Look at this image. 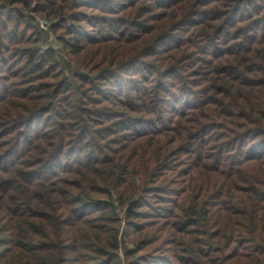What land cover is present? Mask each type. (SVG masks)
<instances>
[{"label":"trees","instance_id":"16d2710c","mask_svg":"<svg viewBox=\"0 0 264 264\" xmlns=\"http://www.w3.org/2000/svg\"><path fill=\"white\" fill-rule=\"evenodd\" d=\"M36 1L0 0V264H264V0Z\"/></svg>","mask_w":264,"mask_h":264},{"label":"rangeland","instance_id":"374dc122","mask_svg":"<svg viewBox=\"0 0 264 264\" xmlns=\"http://www.w3.org/2000/svg\"><path fill=\"white\" fill-rule=\"evenodd\" d=\"M88 2H91L90 0H87ZM122 0H104L103 2L102 1H98V0H95L93 3L96 4V2L98 4H106V5H111V8H115L117 6V4L119 2H121ZM36 0H31V8H34L36 6ZM31 15V14H30ZM43 19H46V20H49L50 21V27L47 29V30H43L42 29V33H41V41H40V48H52L53 50H55L56 52L62 55H64V50H63V47L61 46V42H59L58 39H60V34L61 32L59 31H54L52 29V26L55 24V19H49V18H45V16L43 15H40V14H37V13H32V15L30 16V19L28 20V23L33 26V27H37L39 30L41 29L40 27V21L43 20ZM67 24H69V26H71V22H68L67 21ZM71 70H74V66H71ZM69 75V72L67 73ZM66 74V75H67ZM115 207H116V214L117 216L115 215H112L113 218L115 219V221L117 220L118 221V225H119V228H120V231H119V240H123V237H122V233H123V230L125 228V222H124V219H123V211H120L117 207V205L115 204ZM115 214V213H114ZM103 226L104 224L107 225V226H115V223L113 222H104L103 221ZM132 244L129 243L128 246H131ZM121 248H123L121 246ZM174 262L173 259H171L168 263H165V262H159V263H155L154 264H172Z\"/></svg>","mask_w":264,"mask_h":264},{"label":"built area","instance_id":"2783aa9c","mask_svg":"<svg viewBox=\"0 0 264 264\" xmlns=\"http://www.w3.org/2000/svg\"><path fill=\"white\" fill-rule=\"evenodd\" d=\"M50 24H51L50 21L46 19L40 21V27L43 30H47L50 27Z\"/></svg>","mask_w":264,"mask_h":264}]
</instances>
